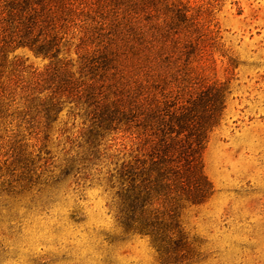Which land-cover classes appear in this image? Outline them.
I'll list each match as a JSON object with an SVG mask.
<instances>
[{
	"label": "trees",
	"instance_id": "16d2710c",
	"mask_svg": "<svg viewBox=\"0 0 264 264\" xmlns=\"http://www.w3.org/2000/svg\"><path fill=\"white\" fill-rule=\"evenodd\" d=\"M224 1L0 0V193L89 183L159 264L198 263L183 217L216 194L204 153L239 66Z\"/></svg>",
	"mask_w": 264,
	"mask_h": 264
},
{
	"label": "rangeland",
	"instance_id": "374dc122",
	"mask_svg": "<svg viewBox=\"0 0 264 264\" xmlns=\"http://www.w3.org/2000/svg\"><path fill=\"white\" fill-rule=\"evenodd\" d=\"M217 18L239 66L204 153L216 194L189 209L183 224L201 243L196 264H264V0H225ZM17 54L44 65L28 51ZM34 190L0 193V264H159L147 238L118 227L101 188Z\"/></svg>",
	"mask_w": 264,
	"mask_h": 264
}]
</instances>
